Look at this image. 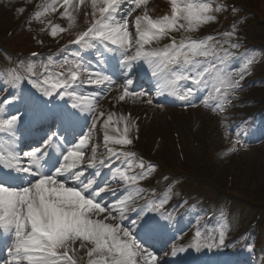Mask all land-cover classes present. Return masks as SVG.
I'll list each match as a JSON object with an SVG mask.
<instances>
[{
	"label": "snow or ice",
	"instance_id": "1",
	"mask_svg": "<svg viewBox=\"0 0 264 264\" xmlns=\"http://www.w3.org/2000/svg\"><path fill=\"white\" fill-rule=\"evenodd\" d=\"M70 2L64 0L65 5ZM148 2L101 0L99 18L72 41L80 46L70 53L77 61L73 68L50 82L48 66H37L33 61L26 65L30 75H15L12 79L19 91L0 100V104L12 106L10 118L0 121V128L9 132L17 145L0 149V238L12 258L11 264H80L77 244L79 249H87V264H186L183 258L167 259L165 246L175 239L170 236L174 228L171 214L159 211L167 198L150 200L141 196L145 189L127 187L156 166L149 163L145 168V161L136 160L133 151L107 148L109 141L132 145L126 135L129 129L126 127L120 138L110 136L114 114L109 113L102 123L106 155L98 156L96 146L88 148L97 124L105 116L98 104L113 89L120 93L113 96L117 101L144 98L147 90L136 91L135 84L155 78L159 85L163 73L166 86L172 88L170 94L186 106L196 107L197 93L211 88L209 95L219 94L213 108L220 109L229 102L230 93L234 95L241 89L240 81L253 60L247 59L239 72H229L230 52L218 51L209 43L214 39L211 36L200 40L189 37L179 43L173 39L163 49L145 51L152 40L181 29L196 31L215 21V12L227 8L223 4L215 6V0H170V14L154 20L147 13ZM92 7L95 16L97 0H92ZM141 8L142 14L134 17L137 38L133 40L128 18ZM35 15L38 18L42 13ZM56 32L53 28L52 35ZM223 35L233 37L235 25ZM229 47L240 48L241 44L237 41ZM85 50H93L95 65L81 55ZM63 51L68 52V48ZM237 75L239 79H234ZM118 80L122 81L119 85ZM180 81L184 84L177 87ZM92 86H103V91H88ZM157 92L165 94L163 87ZM145 102L153 103L150 97ZM203 102L207 104V99ZM241 135L237 133L230 151L242 144ZM86 152L91 153L87 159ZM117 160L120 165L113 168ZM135 168L141 169L140 173L129 176ZM104 169L110 170V179L102 178ZM117 179L125 183L127 195L110 202L105 194L117 195L110 186ZM134 197L145 203L134 207ZM186 203L182 201L176 207ZM225 235L222 231L217 239L214 233L205 235L197 229L189 244L174 245L170 255L223 249ZM244 247L248 252L254 250L251 241ZM157 253H161L159 261ZM217 264L236 262L224 259Z\"/></svg>",
	"mask_w": 264,
	"mask_h": 264
},
{
	"label": "rangeland",
	"instance_id": "2",
	"mask_svg": "<svg viewBox=\"0 0 264 264\" xmlns=\"http://www.w3.org/2000/svg\"><path fill=\"white\" fill-rule=\"evenodd\" d=\"M154 1L155 0H149L148 3H152ZM14 3H21V0H8L6 2V4H8L9 7H11L12 4H14ZM100 3H101V0H97L96 10L99 9ZM84 5H87L88 7L82 15L81 12L84 9ZM53 6H54V10H56L58 7H65L69 22H73V21L78 22L80 20V17L83 16V18H84L85 14L89 15L90 11L93 9L92 0H83V3H81L80 0H71V2L68 5L64 4V0H55V4ZM21 7H23V5H21ZM75 16H76V18H75ZM253 92H256V90ZM261 94L262 93L256 92L252 97H255V98L261 97ZM253 135L255 137H257V139L254 140V142H252V143L250 142L248 145V147L250 149L248 151L249 158L252 159V161L255 164H257V166L262 168V170H261V172L255 171V175H256L255 178H253L251 181H249V184H247V186H246L245 191L247 193H254L258 189H261V186L263 185L262 183L264 182V139H262L263 138L262 129L257 128L254 131V133L251 135V137ZM259 141H263V143L257 144ZM220 162H221L220 166H225L224 161H220ZM239 179L242 180L243 176H240Z\"/></svg>",
	"mask_w": 264,
	"mask_h": 264
}]
</instances>
